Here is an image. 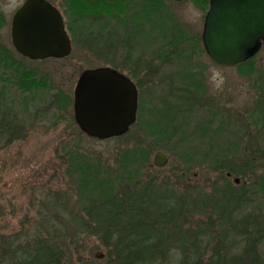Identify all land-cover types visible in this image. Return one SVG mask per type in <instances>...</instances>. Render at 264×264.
Wrapping results in <instances>:
<instances>
[{
	"label": "rangeland",
	"instance_id": "1",
	"mask_svg": "<svg viewBox=\"0 0 264 264\" xmlns=\"http://www.w3.org/2000/svg\"><path fill=\"white\" fill-rule=\"evenodd\" d=\"M51 1L62 13L71 40L72 50L67 57L43 60L24 58L16 53L8 40V29L0 30V44L11 51L9 67L3 71L0 69V72L11 77L15 73L14 67L20 73L27 74L25 77L29 78L31 84L33 78V82L36 81L34 89L30 91L25 84L18 87L11 85L5 90L6 100L16 113L21 112L29 99H33L34 104L28 109L26 118L20 115L27 133L6 147L0 146V264H19L23 255L16 253L14 247L29 249L35 240L32 233L36 226L42 237L58 244L61 264H119L113 246L117 235H113L116 237L112 238L114 241L105 238L108 230L98 226L94 221L96 218L90 217L97 211L87 212L83 207L96 202L104 203L113 193H118V189L124 188L121 187L123 184L114 183V173L119 168L116 163L118 153H124L126 147L130 148L126 151L129 153L136 144L148 147V143L153 144L154 148L150 149L148 165L137 167L139 174H143L141 180H145L148 171L154 170L160 179L168 178L170 183L177 182L183 187V192L191 188L186 191L190 192L191 199H198V191L206 199L220 190L231 196L227 197L228 200L221 199L222 206L216 208L208 203L203 208L195 209L186 205L184 210L182 205L184 216L181 222L172 221L170 228H174L173 234L157 249L162 252V256L151 258L146 264H192L196 259V250L206 260L218 250V239L212 236L227 234L228 231V246L223 251L242 252L245 243L236 229L240 219L248 216L259 227L262 224L261 230H264V197L255 187L264 175V112L259 111L264 110V47L255 56L256 71L250 76L240 74L237 65L224 66L213 62L202 50L201 43L192 58L179 59L188 57V52L193 51L188 46L200 36L207 10L204 2L199 0L181 3L164 1L165 9L161 10L156 22L162 19L173 27L179 24L186 31L185 50L169 55L178 58L181 64L177 75L169 76L173 75L175 69L163 63L155 86L147 89L153 84H147L146 81L152 79L149 75L145 77L146 74L137 66L141 61L137 59L142 54L159 56L158 43L165 41L162 36L157 40H147L135 32L143 22L130 25L131 19L128 18L123 26H120L122 23L111 21L106 27L83 35L80 31L83 24L79 19L77 22L72 18L73 11L67 6V2H70L74 4V10L80 11L82 0ZM17 2L12 0L6 9L14 10ZM127 2H130L131 9H137L141 15L143 8L140 6L143 5L136 1L133 4V0ZM112 9L120 10L119 14L123 15L120 3L114 4ZM96 10L107 12L110 9L98 5ZM100 24H94L93 27ZM71 25L74 27L73 34L69 32ZM145 29L150 31L151 26ZM165 33L178 35L168 30ZM165 38L170 39V36ZM126 50L133 57L132 62L124 65L122 61L127 56ZM103 65H116L115 68L132 76L139 88L138 110L142 106L143 117L138 118L130 133L122 138H88L79 132L77 125L71 124L74 121L73 89L79 75L86 68ZM40 79L46 86L42 85ZM195 84L202 90L193 88ZM55 91L70 97L71 104L66 108L61 104L59 110H53L50 100ZM179 102L184 117L176 118V122L181 125L177 136L156 144L146 125L152 120L148 111L152 107H176ZM191 103L193 107H190ZM256 120L261 122V137L257 134L260 125L259 121L254 123ZM209 122L211 125L208 126ZM259 147L258 152L261 153H257ZM157 151L167 156V162L162 167L153 165ZM73 153H79L91 161L99 160L102 165L91 168L90 175L94 177V183L85 189L88 200L80 198L79 188L83 185L76 179L79 173L72 176L75 173L70 165V160L75 156ZM224 163L240 171V174L222 170ZM98 189L103 191V195L97 201L95 196L98 195ZM184 200H187L186 197ZM231 200L235 203L229 202ZM228 202L233 203L232 208ZM187 207L194 210L186 212L189 211ZM210 220H213V224ZM76 223L81 227L76 228ZM181 242L189 247L185 253L178 247ZM258 249L264 258V239ZM184 254L189 255L188 260Z\"/></svg>",
	"mask_w": 264,
	"mask_h": 264
},
{
	"label": "trees",
	"instance_id": "2",
	"mask_svg": "<svg viewBox=\"0 0 264 264\" xmlns=\"http://www.w3.org/2000/svg\"><path fill=\"white\" fill-rule=\"evenodd\" d=\"M135 1L138 4L143 5L140 6L143 8L141 10L142 18L140 17L141 15L137 13L140 11L137 9L134 10L133 7L131 9L129 5L130 2H127V0H82V9L80 11L74 10V4H70V2H67V6L70 11H73L72 18L76 21L79 19L83 24L80 28L81 34L83 35H88L89 31L102 29L112 22L122 23L120 26H123L127 18L131 19L130 25L143 22L135 29V32L139 33L142 37L147 38L149 41H152V39L157 40L160 36H162L161 38H164L165 40L164 43H158L159 47L157 53H159V56H151L153 59L150 60V62L148 61V69L151 70V72L156 71L157 69H160L162 67L161 65L164 63V65L172 66L175 69L172 71L173 75L169 76H176L177 72L181 70V64H179L178 58L169 55H174L175 53L178 54L180 51L185 50L184 36H186V31L179 24H175L173 27L162 19H159L160 23L156 22V20H158V16L161 14V10L165 9L163 6L164 1L168 0H133V4ZM199 1L204 2V8L207 10L209 0ZM116 3L121 4L123 15L119 14V12H121L120 10L118 11L112 9L113 5H116ZM98 5L104 6L110 10L107 12L98 11L96 10ZM143 17L145 18L144 20ZM99 23L101 24L98 27H93L94 24L98 25ZM148 25L151 26L150 31H146L145 29ZM159 25L163 26L160 27ZM173 29L175 30L173 31ZM167 30L170 32H177L178 35H174V33H170V35H168V33L163 34L164 32H167ZM69 32L71 34L74 33V27L72 25L70 26ZM167 36H170V39L165 38ZM200 43L201 35L196 37L195 40L191 42V45L188 46L193 50L188 52L189 56L179 59L192 58L195 54L194 51L198 49V44ZM128 50L125 52L128 53ZM202 50L204 51L203 46ZM9 52H11L9 49L0 44V69L2 71L9 67L11 61V53ZM255 56L256 55L237 65L238 72L240 74L250 76L256 71L254 60ZM142 65V62L139 63V69L141 70L145 69ZM114 67H116V65ZM12 68L15 70V73H13L11 77H7L2 73V71L0 72V146L4 147L12 143L14 139H17L27 133V128L24 130L25 127L21 123L24 119L20 118V115L26 118L28 109L34 104V100L29 99L24 103L21 112L16 113V111H14L11 107V103L6 100L5 90L9 86L16 85V87H18L21 84H25L30 91L31 88L34 89L33 84L36 82H33V80H35V78H33L31 84L29 82V78L25 77L28 76L27 74L20 73L18 68ZM40 81H42V85L46 86L42 79H40ZM193 88L199 91L202 90L198 84H195V87ZM50 103L53 110L54 108L59 110V108L62 107L61 104L64 108L68 107L71 104V98L64 97L61 92L55 91L52 93ZM180 103L181 102H179L176 107L166 105L165 108L152 107L148 111L152 121L146 123V125L149 134L153 136L152 139L156 142V144L163 141H170L177 136V130H179L181 125L176 122V118L184 117L182 115L184 110H181L183 107H180ZM190 107H193L192 103ZM259 111L264 112L263 109H260ZM34 116L35 115L32 117L34 118ZM142 117L143 114L141 106L140 111L138 110V118ZM262 121L264 122V120ZM255 122L256 121H254V123ZM71 124L72 126L76 125L75 121H72ZM138 124L141 125L140 123ZM79 132L85 135L83 132ZM85 137L88 136L85 135ZM152 147L154 148V145H150L149 143L148 147L136 144L132 147L133 149L129 153L126 152L129 151V147L124 148V153H118L116 163L119 168H117V173H114V183L117 185L123 184L121 187L124 188L120 187L121 189H118V193H113V195H111L104 203L100 202L96 204V202L93 205H89V207H87V205L83 207L87 212L94 213L97 211L93 216L90 215V217L96 218L94 220L96 224L102 228L105 227L108 230L105 238L109 237L110 240L114 241L116 237L113 235H117V240L115 243L113 242V246L115 252L114 254L119 264H146L149 259L162 256V252L157 249L162 247V244H165V242L173 234L174 228H170L172 226V221L178 222L184 216L182 205L184 206V210L186 205L194 207L195 209V207L203 208V206L208 203H210L212 208H216L222 206L221 199L228 200L227 197L230 195V193L225 195V193L220 190V192L215 191L214 195L212 193L211 196L206 199L205 196H202V192L200 193V191H198V199L197 197L196 199H191L189 192L191 188L186 190L183 189V192L181 191L183 187H180L177 182L170 183L171 180L168 178L160 179L154 170L148 171V174L145 175V180H141L140 177L143 174H139L137 167L148 165V157L150 149H153ZM73 156L74 158L70 160V165L75 173H73L72 176H76V173H79L76 179L83 185L79 188L81 190L79 195L80 198L88 200V195L85 193V189L90 186V183H94V177L92 178L90 175V172H92L91 168L102 167V165L99 164V160L91 161L87 157L81 156L79 153H73ZM111 169L114 168L111 167ZM221 169L224 171L226 170L228 173L240 174V171L236 170L232 166L225 165V163L222 164ZM119 177H121V179ZM70 179L72 178L70 177ZM184 180H186L185 176ZM175 186H179L180 188ZM97 187L100 188L101 185L98 184ZM255 187L264 197V175L258 180ZM187 190H189V193H186ZM227 191L228 189H226L225 192ZM198 194L196 192L195 195L198 196ZM102 195L103 191L98 189V195L95 196L96 200H100ZM236 195L238 197V193H236ZM184 197H186L187 200H184ZM91 202L92 201H90V203ZM229 202L233 201L231 200ZM229 202V207L232 208L233 203L235 202ZM189 207L187 208L189 209ZM194 209H189V211L187 210L186 212H190ZM157 213L159 214L156 216L155 214ZM191 214L193 213H190V215ZM240 220V225L239 227L237 225L236 229L239 231V235L243 237V243H245V247L242 252L232 253L223 251V249H226L228 246V243H226L229 238L228 234L230 233L228 231L227 234H217V236H212L213 239H218V250H216V252H214V254H212L208 259L204 260L202 253L200 254L197 250L194 251L196 259L192 264H264V258L258 251L259 245L264 239V230H261L262 224H260L261 227H259V224L248 216H243ZM210 221L211 224H213V220ZM77 223L76 228H80L81 226ZM81 224L87 226L85 222H82ZM179 227L180 226H177V228ZM200 232L203 231L201 230ZM191 233L193 236H196L194 232ZM32 234L35 237V240L29 249L24 250L17 246L14 247L16 253H21L23 255L19 264H61L62 259L59 252L61 249L58 244L42 237L38 226L35 227ZM194 240L196 242V237H194ZM180 244V246H178L179 249L185 253L189 247L186 246V243L181 242ZM193 246L197 249L195 244ZM184 256L187 260L189 259L188 254H184ZM17 261L18 260H16V262ZM187 264L190 263L187 262Z\"/></svg>",
	"mask_w": 264,
	"mask_h": 264
},
{
	"label": "water",
	"instance_id": "3",
	"mask_svg": "<svg viewBox=\"0 0 264 264\" xmlns=\"http://www.w3.org/2000/svg\"><path fill=\"white\" fill-rule=\"evenodd\" d=\"M10 36L16 52L30 60L64 58L72 50L60 11L46 0H26L13 15ZM201 40L213 62H245L264 45V0H209ZM72 103L80 131L105 140L125 134L136 121L138 90L113 66L86 68L76 81ZM153 162L164 166L167 156L157 152Z\"/></svg>",
	"mask_w": 264,
	"mask_h": 264
},
{
	"label": "flooded vegetation",
	"instance_id": "4",
	"mask_svg": "<svg viewBox=\"0 0 264 264\" xmlns=\"http://www.w3.org/2000/svg\"><path fill=\"white\" fill-rule=\"evenodd\" d=\"M12 0H0V30L1 29H8V40L10 41V43H11V45H12V42H11V36H10V30H11V26H12V18H13V15H14V13L22 6V4L26 1V0H18V2H17V4H16V7L14 8V10H11V11H8L7 9H6V6H7V4H10V2H11ZM46 1H48V2H50L51 4H53L52 3V1L51 0H46ZM3 4V5H2ZM2 5V6H1ZM54 5V4H53ZM55 6V5H54ZM56 7V6H55ZM57 8V7H56ZM58 10H59V8H57ZM60 11V10H59ZM61 13V12H60ZM61 15H62V13H61ZM63 16V15H62ZM63 18V17H62ZM63 22H64V20H63ZM65 25V24H64ZM66 26V25H65ZM66 30H67V27L65 28ZM261 48H263L264 46H263V43L261 44ZM140 56V59H137V60H139V61H141L142 63H143V65H142V67H145V69H143L142 70V73H144V74H146L145 75V77H148L147 75H149L150 77H151V79H152V81H149V79L146 81L147 82V84H153V85H149V86H147V89H149V88H151V87H154L155 85L154 84H156V78L159 76V75H161V68L160 69H157L156 71H150L149 69H148V67H149V64H148V61L150 62V60H152L153 59V57H151L150 55H139ZM133 57V55H130V53L128 54L127 53V56L125 57V59L122 61V64H129V62H132V58ZM137 66L139 67V64H137ZM153 66V65H152ZM115 68V67H114ZM151 68V67H150ZM116 69H118V68H116ZM120 72H122L123 74H125L128 78H130L133 82H134V84L136 85V82L133 80V78H132V76H130V75H128L127 73H125V72H123V71H121L120 69H118ZM141 72V71H140ZM159 83V82H158ZM136 87H137V85H136ZM137 90L139 91V88L137 87ZM136 121H137V119H136ZM135 121V122H136ZM150 121H152V120H150ZM259 121V122H258ZM134 122V123H135ZM259 123L258 125H260L259 127H258V129H257V131H258V135H259V137H261L262 136V134H261V132H262V128H261V122H260V120H256V123ZM149 123V122H148ZM209 125H211V123L209 122L208 123V126ZM134 126V124H132L130 127H129V130L125 133V134H123V135H120V136H117V137H115V138H122V137H124V136H126V135H128L129 133H130V131H131V129H132V127ZM207 131H208V129H207ZM258 148V147H257ZM260 150V147H259V149H257V153H261V152H258ZM157 152H162V151H157ZM156 152V153H157ZM163 153V152H162ZM154 163V162H153ZM154 167H156V165L154 164ZM157 167H159V166H157ZM162 167V166H161Z\"/></svg>",
	"mask_w": 264,
	"mask_h": 264
}]
</instances>
